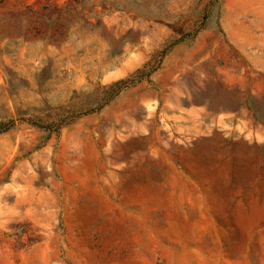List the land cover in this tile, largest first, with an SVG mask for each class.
Returning a JSON list of instances; mask_svg holds the SVG:
<instances>
[{"label":"rangeland","instance_id":"obj_1","mask_svg":"<svg viewBox=\"0 0 264 264\" xmlns=\"http://www.w3.org/2000/svg\"><path fill=\"white\" fill-rule=\"evenodd\" d=\"M0 264H264V0H0Z\"/></svg>","mask_w":264,"mask_h":264}]
</instances>
